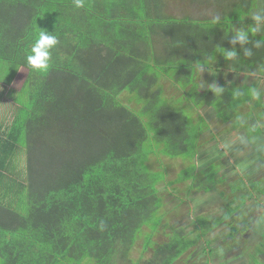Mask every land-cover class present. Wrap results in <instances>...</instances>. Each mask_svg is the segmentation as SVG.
Here are the masks:
<instances>
[{
  "label": "trees",
  "instance_id": "1",
  "mask_svg": "<svg viewBox=\"0 0 264 264\" xmlns=\"http://www.w3.org/2000/svg\"><path fill=\"white\" fill-rule=\"evenodd\" d=\"M165 7L166 0H84L79 9L73 0H0V60L32 107L26 183L17 209L0 204V264H132L144 228L156 230L165 216L159 183L167 195L176 182L191 180L188 190L199 183L194 162L207 123L187 114L174 94L166 97L160 79L182 90L192 108L210 106L229 122L251 91L224 82L217 96L194 81L199 67L226 59L240 15L213 23ZM40 29L59 40L46 72L25 63ZM235 47L242 64L264 65V48L246 57ZM125 90L143 100L141 110L122 101ZM161 155L183 157L187 170L168 179ZM206 174L200 188L216 183ZM186 245L174 237L151 260L167 264Z\"/></svg>",
  "mask_w": 264,
  "mask_h": 264
},
{
  "label": "flooded vegetation",
  "instance_id": "2",
  "mask_svg": "<svg viewBox=\"0 0 264 264\" xmlns=\"http://www.w3.org/2000/svg\"><path fill=\"white\" fill-rule=\"evenodd\" d=\"M263 113L259 108L238 109L226 123H242L245 120L256 125V122L264 119ZM250 114L252 118L246 120ZM225 134L228 136V131ZM252 136L250 140L246 133L242 135L243 147L248 146L252 150L247 158L231 161L230 157L226 158V152L220 154L214 147L211 156L200 155L195 158V183L201 180L206 182V173L212 172L215 185L200 188V184L196 183L197 186L188 190L193 183L191 180H182L173 184L177 190L168 189L165 216L156 230L147 231L151 242L144 251L149 253V257L142 258L137 264H155L151 260L155 253L161 255V247L174 237L181 238L182 244L187 245L167 264H264V133L257 130ZM214 164L217 165L215 168ZM232 168L237 169L236 180L240 179L242 184L247 185L246 190L251 194L244 190V202L237 205L235 211L229 212L232 204L226 202L225 198L229 201L234 195L229 188L231 175L227 179L224 174L230 173ZM253 187L255 190L252 192ZM178 189L187 195L193 192V197H182L180 192L177 193ZM176 212L182 217L176 224H171L170 218ZM244 249H256L257 254H253L257 262L249 263L242 253Z\"/></svg>",
  "mask_w": 264,
  "mask_h": 264
},
{
  "label": "crops",
  "instance_id": "3",
  "mask_svg": "<svg viewBox=\"0 0 264 264\" xmlns=\"http://www.w3.org/2000/svg\"><path fill=\"white\" fill-rule=\"evenodd\" d=\"M169 6L178 9L179 15L174 11H169ZM165 10L172 16L186 15L200 20L239 14L240 18L235 25V29L240 27L249 28L255 26L251 20V15L258 11H264V0H166ZM197 13L199 15L207 14L210 17L201 18L196 15ZM261 29L255 33L256 36L264 37V26H261ZM240 63L238 56L234 60L216 57L213 61H210V65L199 67L194 81L198 90L201 92L212 90L213 85L220 87L224 82L246 88L249 91L252 88L264 90V65L244 63L242 67ZM2 66H4L3 63ZM1 73H3L2 69L0 70ZM14 78L17 79V75L14 77L9 75V72L5 74L4 78L0 75V204H11L13 209H17L18 201L16 199L18 195L22 194V185L26 183L27 176L26 156L30 151L26 145L27 131L25 125L31 112V101L21 89H17L10 83ZM160 84L169 85L173 92L171 94L180 98L181 103L185 102L182 100L184 97L182 90L175 89L167 79L162 77ZM171 94L165 92L168 98ZM120 97L124 103L135 109L141 110L143 107V100H139L135 93L125 90L121 92ZM182 106L190 111L193 118L201 116L207 123V128L200 138V149L197 157L200 155L211 156L213 147L216 149L218 142L224 141L226 134L223 136L220 134L218 138L215 137V133L218 132L213 130L214 125L220 127L219 133L223 130L224 133L225 131L229 133L228 138L232 146L226 143L228 150H224L222 145H220V149L223 148V152H226V158L230 157L231 161L247 158L250 155L251 148L248 146L244 148L242 142L243 133L248 135V139H253L252 135L254 133H248V127L253 128L255 132L261 130L264 133V119L256 122V125L253 122H245L244 120L238 127L234 128V123H222L221 120L217 119L215 111L210 106L203 105L195 109L191 107L189 102H185ZM249 108H259L263 112L264 102L252 98L249 102L237 107V110ZM212 117L214 121L211 119ZM211 121L215 123L211 124ZM51 122L55 124V119L51 118ZM261 126L262 129H260ZM212 134L214 135L212 136ZM36 139L39 140L37 136ZM214 140H217V142H212ZM51 141L55 142L56 140L51 139ZM38 145L39 143L34 144L32 153L38 152ZM151 157L152 155L149 156L150 162ZM181 168L178 169V172ZM236 170L232 168L230 173L226 171L227 173L224 174L227 179L231 175L230 183L238 177Z\"/></svg>",
  "mask_w": 264,
  "mask_h": 264
},
{
  "label": "rangeland",
  "instance_id": "4",
  "mask_svg": "<svg viewBox=\"0 0 264 264\" xmlns=\"http://www.w3.org/2000/svg\"><path fill=\"white\" fill-rule=\"evenodd\" d=\"M169 11H174L176 14H178L179 15V12H177L178 11V9H176L174 6H169V9H168ZM196 15H199L198 13L196 14ZM201 18H204V17H210L209 15H207V14H204V15H199ZM2 63H3V61L2 60H0V70L2 69L3 70V73H1L0 75L2 76V78H4L5 77V74L8 72L7 70H8V68H6V64L4 63V66H2ZM163 86H164V92H167L168 94H171V93H173L172 91H171V87L169 86V85H164L163 84ZM184 97H185V99H184ZM183 98H182V100L183 101H185V102H188V99H189V97H187V96H184ZM185 102H183V103H181V100H180V103L183 105ZM183 109H184V111L188 114L189 113V115H191L190 114V111L189 110H186L184 107H182ZM254 114H256V115H258V113H254ZM248 118H252V115L250 114L249 116H247L246 117V120L248 119ZM212 120L214 119L213 117L211 118ZM211 124H214L213 123V121H211L210 122ZM219 126H216V125H214V127H213V130H215V132H218V133H215V134H217L216 136H217V138L218 137H220V134L223 136L225 133L223 132V131H221V133H219ZM247 131H248V133L250 132V133H254V134H256V132L254 131V129L253 128H250V127H248L247 128ZM226 132V131H225ZM214 134H212V136H213ZM224 141H222V142H218V145L216 146V152H219L220 154H222V149H220V145H222L223 146V148H224V150H228V146H227V144L228 145H230V146H232L230 143V140H229V138H228V136H225L224 137V139H223ZM212 142H217V140H214V141H212ZM224 142V143H223ZM227 143V144H226ZM160 157H162V159H163V162L164 163H166V165H167V174H168V176H167V178L168 179H170V178H173V177H175L176 176V173L178 172V169L179 168H181V167H183V168H185L184 170H187V168L185 167V166H187L188 167V163L184 160V158L183 157H181V156H177V157H167V156H163V155H161ZM157 163H158V161L155 159V157L152 155V157H151V165H150V167L151 168H156V165H157ZM187 164V165H186ZM217 165L216 164H214L213 165V167L215 168ZM180 171H182V170H180ZM179 171V172H180ZM158 186H160V188L162 189V194H164V199L165 198H167V193L165 192L166 190H165V187H163V184L162 183H159V185ZM229 188H230V190L232 191V194L234 195L229 201H228V199H226L225 198V201L226 202H229V203H231L232 204V208H231V206H230V209H228V211L229 212H232L235 208H236V206L237 205H241L243 202H244V200L246 199L245 198V193H244V190H246V188H248V186L247 185H245V184H242L241 183V180L240 179H238V180H235V181H233L232 183H229ZM168 189H174V186L173 185H171ZM253 190H252V192L255 190V188L253 187L252 188ZM174 190H177L176 188L174 189ZM246 191H248V194H251L250 192H249V190H246ZM180 192V190L178 189V191H177V193H179ZM181 193V192H180ZM182 194V197H187V198H192L193 197V192H191L190 194H184V193H181ZM175 196H177V195H175ZM169 199H170V197H169ZM173 199L174 200H176V197H173ZM168 201V200H167ZM175 202V201H174ZM173 202V203H174ZM167 210H168V207H167ZM236 210V209H235ZM234 210V211H235ZM181 217H182V215H179V213L178 212H176V213H174V216H171V218H170V222H171V224H176V222H179L180 221V219H181ZM223 218V217H222ZM168 229V228H167ZM169 230V229H168ZM148 231V229L145 227L144 228V231H143V234H142V236H139V238L137 239V241H136V243H135V246L133 247V249H132V251H131V253H130V257L134 260L133 261V263L132 264H137V262H138V260L139 259H142V258H145V257H149V253H145V251L143 250V244L144 243H148V242H151V241H149V238H150V233H145V232H147ZM160 239H162V237H160ZM151 245V244H150ZM253 252H255L256 254H257V251H256V249L253 251V249H244V251H242V253L245 255V257H246V259H247V261H249V263H252V262H257V259H256V256H255V254H253ZM82 264H95L92 260H90V259H85L84 261H83V263ZM116 264H130L128 261H117V263Z\"/></svg>",
  "mask_w": 264,
  "mask_h": 264
},
{
  "label": "clouds",
  "instance_id": "5",
  "mask_svg": "<svg viewBox=\"0 0 264 264\" xmlns=\"http://www.w3.org/2000/svg\"><path fill=\"white\" fill-rule=\"evenodd\" d=\"M73 6L77 9L84 7V0H73ZM251 20L253 21V27L249 28H236L231 35L230 43L232 47L228 50H224V56L228 60H234L238 56L237 49L235 45L239 44L243 55L246 57H251L254 55L253 49L264 48V38L259 40H254L252 47H245L250 43V38L255 36L257 31L262 30L261 26H264V11H258L251 15ZM213 23H219V18L213 19ZM37 39L31 45L29 53L26 54L25 63L26 65L37 72H46L50 66V60L52 55V49L59 43L58 37L56 35L50 34L44 30H39L37 33ZM214 93L219 96L225 91L224 88L212 86ZM251 96L257 100L264 102V90L258 88L251 89ZM234 95L240 96L242 92L240 90H234Z\"/></svg>",
  "mask_w": 264,
  "mask_h": 264
}]
</instances>
